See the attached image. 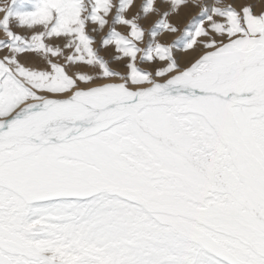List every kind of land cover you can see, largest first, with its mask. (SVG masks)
Segmentation results:
<instances>
[{
  "label": "snow or ice",
  "instance_id": "6c2138e0",
  "mask_svg": "<svg viewBox=\"0 0 264 264\" xmlns=\"http://www.w3.org/2000/svg\"><path fill=\"white\" fill-rule=\"evenodd\" d=\"M0 264H264V0H0Z\"/></svg>",
  "mask_w": 264,
  "mask_h": 264
}]
</instances>
